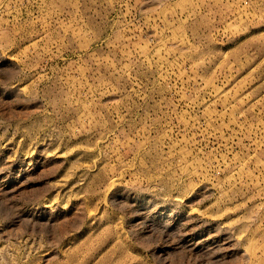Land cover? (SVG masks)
Masks as SVG:
<instances>
[{
  "label": "rangeland",
  "instance_id": "obj_1",
  "mask_svg": "<svg viewBox=\"0 0 264 264\" xmlns=\"http://www.w3.org/2000/svg\"><path fill=\"white\" fill-rule=\"evenodd\" d=\"M0 264H264V0H0Z\"/></svg>",
  "mask_w": 264,
  "mask_h": 264
}]
</instances>
